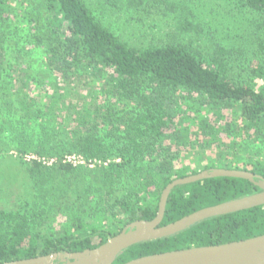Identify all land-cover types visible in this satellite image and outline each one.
<instances>
[{
    "label": "trees",
    "instance_id": "obj_1",
    "mask_svg": "<svg viewBox=\"0 0 264 264\" xmlns=\"http://www.w3.org/2000/svg\"><path fill=\"white\" fill-rule=\"evenodd\" d=\"M10 1L0 0V111L10 123L14 121L12 133L19 152L58 157L49 166L38 159H13L15 165L17 162L23 166L32 184L38 200L35 201L36 209L50 208L58 203L65 205L69 210L66 214H70L72 207L83 204L87 194L104 190L109 219L123 225L112 235L137 219H154L159 205H143V198H148L150 191L160 197L172 180L197 172L179 171L173 165V157L162 154L165 138L176 132L174 116L177 110L168 97L172 91L185 89L198 93L213 113L237 112L244 130L258 133L264 130V90L256 88L250 79L241 81L227 75L224 47L219 48L209 62L186 43L130 46L97 17L89 0H35L47 17L42 16L41 20L33 17V27L27 30L25 38L45 55L47 66L41 71L48 70L55 81L61 80L62 76L66 82L75 74L76 67H80L85 72L104 77L109 85L108 92L113 95L128 100L145 99L143 108L136 117L122 121L113 107L78 108L73 104L69 107L65 101L59 107L56 95L47 98L41 107L36 106L41 99H34V102L27 99L24 89L18 85L21 78L8 79L12 70L6 67L4 31L11 18ZM240 1L261 16L264 32V0ZM105 2L119 7L118 0H104L102 5ZM192 26L185 15L180 30L189 31ZM256 48L251 59L250 78L264 79V39ZM14 70L20 74L27 71L19 66ZM26 78L29 82L33 80L30 75ZM56 84L59 87V82ZM12 95L14 99H10ZM13 108L14 117L10 115ZM33 122L38 123V131L35 127L29 128ZM2 132L0 130V134ZM68 153H79L88 159L108 163L95 169L74 166L62 160ZM236 168L264 176V163ZM127 173L140 177L137 182L142 188L139 187L134 195L114 194V187ZM259 190L248 179L230 176L177 186L169 195L161 225ZM73 222L78 230L84 228L78 217ZM40 227L38 223L33 225L27 213L0 210V262L59 251H83L103 244L108 236L94 227L82 234H45ZM262 234L264 204L213 216L175 235L134 244L125 249L114 264L145 255L223 244Z\"/></svg>",
    "mask_w": 264,
    "mask_h": 264
},
{
    "label": "rangeland",
    "instance_id": "obj_2",
    "mask_svg": "<svg viewBox=\"0 0 264 264\" xmlns=\"http://www.w3.org/2000/svg\"><path fill=\"white\" fill-rule=\"evenodd\" d=\"M103 1L89 0V5L97 17L130 46L186 43L197 55L209 62L216 55V51L224 47L227 75L241 81L250 79L256 88L264 90V79L250 78L249 73L253 53L264 39L261 16L245 7L240 0H118L119 7H112L108 2L102 5ZM36 2L10 1L11 18L4 31L6 67L12 70L8 73L11 75L8 79L16 81L21 78L22 81H19L18 85L22 86L29 101L41 99L38 101L40 105H36L39 107L47 98L56 95L59 107L63 106V101L67 102L66 106L69 107H72L71 104L78 108L98 105L101 108L113 107L122 121L136 117L138 111L143 108L145 99L128 100L111 94L108 92L109 85L102 76L76 67L75 74L65 82L62 76L61 80L55 81L51 74H48V70L41 71L47 66L45 55L40 48L25 38L27 30L33 27V17L36 20H41L42 16L47 17ZM185 15H188L193 24L189 31L180 30L181 20ZM16 66L27 71L16 73ZM29 75L33 78H30L31 82L26 78L29 79ZM56 82H59V87ZM147 94L149 95V91ZM168 95L177 110L174 116L176 132L165 138L162 154L164 157H173V165L179 171L189 173L214 167L236 168L264 163V130L259 133L244 130L237 112L226 110L221 115L213 113L205 103L204 97L198 93L180 89ZM10 99H14V95ZM0 112V130L3 131L0 134V210L27 213L33 225H41L40 229L45 234H82L94 227L104 231L108 239L121 229V223H114L109 219L108 200L104 190L102 193L93 191L87 194L83 204L72 207L70 214H66L69 210L65 209V205L58 203L50 208L44 206L40 210L36 209L35 201L38 200L32 190V184L23 166L17 162L15 165L13 159H38L49 166L58 157L19 152L12 133L14 121L10 123L2 111ZM62 113L65 115L66 110ZM10 115L14 117V108ZM37 124L33 122L29 128L35 127L38 131ZM62 160L74 166L91 169L108 163L88 159L79 153H68ZM139 179L140 177L135 178L127 173L116 184L113 193L134 195L142 188L137 182ZM143 196L141 193V197ZM160 197L150 191L148 198H143V205L156 207ZM102 202L105 205L102 206ZM77 217L83 222V229L78 230L74 225L73 221Z\"/></svg>",
    "mask_w": 264,
    "mask_h": 264
},
{
    "label": "water",
    "instance_id": "obj_3",
    "mask_svg": "<svg viewBox=\"0 0 264 264\" xmlns=\"http://www.w3.org/2000/svg\"><path fill=\"white\" fill-rule=\"evenodd\" d=\"M230 176L248 179L261 190L216 205L207 206L179 220L161 225L171 192L180 185L206 178ZM264 204V176L245 169L214 167L178 177L163 189L157 215L152 220L137 219L103 244L69 254L68 264H114L128 247L182 232L213 216L224 215ZM55 254L36 256L0 264H51ZM121 264H264V234L223 244L193 246L145 255Z\"/></svg>",
    "mask_w": 264,
    "mask_h": 264
},
{
    "label": "flooded vegetation",
    "instance_id": "obj_4",
    "mask_svg": "<svg viewBox=\"0 0 264 264\" xmlns=\"http://www.w3.org/2000/svg\"><path fill=\"white\" fill-rule=\"evenodd\" d=\"M77 252V251H59L52 254L54 256V259L51 264H68L72 258L69 256V254ZM48 255V254H45ZM45 255H39V256H45Z\"/></svg>",
    "mask_w": 264,
    "mask_h": 264
}]
</instances>
